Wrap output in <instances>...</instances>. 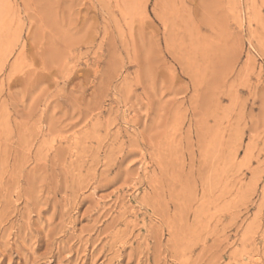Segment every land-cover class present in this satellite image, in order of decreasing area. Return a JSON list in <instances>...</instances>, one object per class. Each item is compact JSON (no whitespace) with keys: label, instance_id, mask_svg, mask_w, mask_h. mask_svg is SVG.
Returning <instances> with one entry per match:
<instances>
[{"label":"rangeland","instance_id":"1","mask_svg":"<svg viewBox=\"0 0 264 264\" xmlns=\"http://www.w3.org/2000/svg\"><path fill=\"white\" fill-rule=\"evenodd\" d=\"M0 264H264V0H0Z\"/></svg>","mask_w":264,"mask_h":264}]
</instances>
